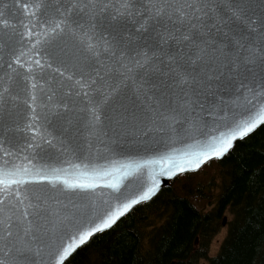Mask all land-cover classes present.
<instances>
[{
  "label": "snow or ice",
  "instance_id": "6c2138e0",
  "mask_svg": "<svg viewBox=\"0 0 264 264\" xmlns=\"http://www.w3.org/2000/svg\"><path fill=\"white\" fill-rule=\"evenodd\" d=\"M262 126L264 0L0 6V264H63Z\"/></svg>",
  "mask_w": 264,
  "mask_h": 264
},
{
  "label": "trees",
  "instance_id": "16d2710c",
  "mask_svg": "<svg viewBox=\"0 0 264 264\" xmlns=\"http://www.w3.org/2000/svg\"><path fill=\"white\" fill-rule=\"evenodd\" d=\"M206 165H215L220 179L210 211L194 201L204 198L201 184L176 187L198 171L180 175L65 264H264V126ZM225 212L231 215L227 235L218 254L209 257Z\"/></svg>",
  "mask_w": 264,
  "mask_h": 264
},
{
  "label": "rangeland",
  "instance_id": "374dc122",
  "mask_svg": "<svg viewBox=\"0 0 264 264\" xmlns=\"http://www.w3.org/2000/svg\"><path fill=\"white\" fill-rule=\"evenodd\" d=\"M217 168L215 165H206L203 169L199 170L197 174L193 175L191 179H182L176 184L178 189H181L185 185H191V183L195 186L196 184H201L205 193L204 198L198 196L195 197L194 201L196 202L197 206L205 211H210L215 206L216 198L218 197L219 193V184L220 179L216 178ZM227 217V223L225 226L221 225L219 232L213 237L210 248H209V257L216 256L220 250V247L223 243L227 235V231L229 228V221L231 219V215L228 212H225L222 216L223 218ZM201 264H208L206 260H203Z\"/></svg>",
  "mask_w": 264,
  "mask_h": 264
},
{
  "label": "water",
  "instance_id": "95a60500",
  "mask_svg": "<svg viewBox=\"0 0 264 264\" xmlns=\"http://www.w3.org/2000/svg\"><path fill=\"white\" fill-rule=\"evenodd\" d=\"M12 2H13V0H0V6H3L4 4H11ZM6 18L9 20L10 23L14 22V20H15L14 17H6ZM185 143H190V142H189V141H185L184 143H177V144L174 145V147H176V148H180V149H183ZM141 155L143 156L144 159H149V158H150V156H149L148 154L141 153ZM224 157H225V156H224ZM224 157H223V158H224ZM116 158H117V159H122L123 157H122V156H117ZM223 158H222V159H223ZM213 160H216V159H213ZM213 160H210V161H213ZM219 160H221V159H219ZM210 161H209V162H210ZM209 162H207V163H209ZM207 163L203 164V166H201L198 170L190 171V172H185V173H182V174H180V175H183V174H186V173H191V172H197V171H199L202 167H204ZM151 171H152V169H150V168H145V169H144V171H143V175H142V177H141L142 182L150 183V173H151ZM180 175L174 177V178L171 179V180L164 181V182H163V185H162V187H161V189H160V191H161L162 189H164L165 187L169 186V185L171 184V182H172L173 180H175L177 177H179ZM160 191H159V193H160ZM159 193H158V194H159ZM158 194H157V195H158ZM157 195H156V196H157ZM156 196H155V197H156ZM151 200H152V199H151ZM147 202H148V201H147ZM144 203H145V202H144ZM141 204H142V203H141ZM139 205H140V204H139ZM137 206H138V205H137ZM134 208H135V207H134ZM134 208H133V209H134ZM133 209H132V210H133ZM132 210H131V211H132ZM131 211H130V212H131ZM130 212H129V213H130ZM129 213H127L126 215H128ZM126 215H125V216H126ZM125 216H123L121 219H123ZM121 219H120V220H121ZM120 220H119V221H120ZM117 223H118V222H117ZM117 223H116V224H117ZM226 223H227V217H224V218H223L222 225L225 226ZM116 224H115V225H116ZM115 225H114V226H115ZM114 226H113V227H114ZM109 230H110V229H109ZM92 238H93V237H92ZM92 238H91V239H92ZM91 239H90V240H91ZM90 240H89V241H90ZM89 241H88V242H89ZM88 242H87V243H88ZM87 243H86V244H87ZM86 244H85V245H86ZM83 246H84V245H83ZM83 246H81V247H83ZM81 247H79L77 250H79ZM77 250H76V251H77ZM76 251H74L70 256H68L67 259L63 262V264H65V262H66L70 257H72ZM172 264H174V263H172Z\"/></svg>",
  "mask_w": 264,
  "mask_h": 264
},
{
  "label": "bare ground",
  "instance_id": "6f19581e",
  "mask_svg": "<svg viewBox=\"0 0 264 264\" xmlns=\"http://www.w3.org/2000/svg\"><path fill=\"white\" fill-rule=\"evenodd\" d=\"M223 222V221H222Z\"/></svg>",
  "mask_w": 264,
  "mask_h": 264
}]
</instances>
